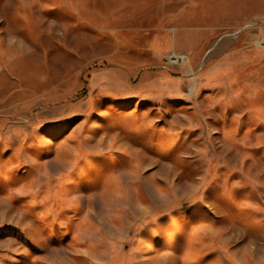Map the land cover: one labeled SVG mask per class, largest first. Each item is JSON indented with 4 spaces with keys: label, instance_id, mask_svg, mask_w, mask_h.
Segmentation results:
<instances>
[{
    "label": "rangeland",
    "instance_id": "1",
    "mask_svg": "<svg viewBox=\"0 0 264 264\" xmlns=\"http://www.w3.org/2000/svg\"><path fill=\"white\" fill-rule=\"evenodd\" d=\"M264 0H0V264H264Z\"/></svg>",
    "mask_w": 264,
    "mask_h": 264
},
{
    "label": "crops",
    "instance_id": "2",
    "mask_svg": "<svg viewBox=\"0 0 264 264\" xmlns=\"http://www.w3.org/2000/svg\"><path fill=\"white\" fill-rule=\"evenodd\" d=\"M257 116H259V117H263L264 116V108L263 107H259L257 109L256 117Z\"/></svg>",
    "mask_w": 264,
    "mask_h": 264
}]
</instances>
